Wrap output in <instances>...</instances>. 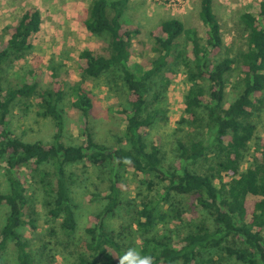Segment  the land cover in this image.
<instances>
[{
    "label": "trees",
    "instance_id": "obj_1",
    "mask_svg": "<svg viewBox=\"0 0 264 264\" xmlns=\"http://www.w3.org/2000/svg\"><path fill=\"white\" fill-rule=\"evenodd\" d=\"M126 3L92 0L83 24L89 33L106 41L79 53L82 80L68 91L56 75L51 86L41 87L39 75L32 69L21 83L6 80L9 65L29 54L32 38L41 29L38 9H26L4 29L7 40L0 45V165L5 164L8 188L0 193V206H7L8 212L0 228V263L12 245L18 264H36L29 239L19 231L23 226L36 227L35 217L24 218L28 204L32 210L33 200L26 188L29 183V189L39 184L47 193L45 223L51 225L59 219L64 234L75 231L67 166L87 160L108 174V193L91 195L102 197L105 203L89 217L88 240L75 264H118L119 256L130 246L150 255L153 264H221L225 258L235 264H264V129L255 141L250 162L243 167L257 129L254 116L264 105V0L256 15H240L246 42L233 56L216 59L224 47L221 24L213 0H201L204 36L176 18L165 19L150 32L153 55L149 67L135 69L128 61L132 39L140 29L122 20ZM175 66L183 67L191 84L183 98L188 117L180 120L191 129L176 138L173 164L166 166L160 138L150 144L147 135L157 122L166 120L163 93L170 82L168 73ZM236 72V95L226 104L229 79ZM105 75L114 81L118 78L125 95V104L118 109L124 129L114 144L96 137L91 91L83 83ZM66 96L74 98L72 106L80 112L84 144L61 140ZM21 104L26 108L34 104L38 116L53 122L52 141L13 135L9 129L12 114ZM126 167L141 173V183L152 191L142 195L136 205L124 198L120 179ZM189 195L203 212L200 217L183 209L182 197ZM118 211L129 212V223L117 230L107 228L106 218Z\"/></svg>",
    "mask_w": 264,
    "mask_h": 264
},
{
    "label": "rangeland",
    "instance_id": "obj_2",
    "mask_svg": "<svg viewBox=\"0 0 264 264\" xmlns=\"http://www.w3.org/2000/svg\"><path fill=\"white\" fill-rule=\"evenodd\" d=\"M261 1L213 0V11L221 24L224 40V47L216 59L226 55L233 56L238 49L244 47L246 33L240 15L245 12L256 15ZM91 2L92 0H0V45L7 40V35L4 33L5 27L15 23L26 9L30 7L38 9L42 19L40 31L32 38L33 46L29 54L24 59L14 60L9 65L6 80L10 84L21 83L25 81L27 70L32 69L39 75L41 87L51 86L54 75L59 78L66 91L69 86L81 81L79 53L85 48H97L101 45L100 40L106 41L105 38L89 33L83 24ZM200 3L201 0H127L122 20L140 29V33L132 39L129 67L132 69L139 65L144 68L149 67V59L153 55L150 52L152 44L150 32L165 19L176 18L182 21L185 27L194 28L200 36H204L205 26L199 17ZM172 70L168 73L170 82L163 93L162 100L166 120L157 122L147 135L150 144H156L157 138H160L164 153L163 163L166 166L173 164L176 138L182 137L185 131L191 129L180 123L182 117H188L184 112L183 98L191 84L187 81L182 66H175ZM237 76V72L233 73L229 79L226 104L236 95L233 85ZM83 83L91 91L93 103L91 122L94 131L97 132L96 137L107 144L116 143L124 129L123 116L118 112V109L125 104L121 81L118 78L114 81L110 75H105L100 79H86ZM73 99L66 96L62 102L64 129L61 140L66 144L80 145L85 143V137L80 131L82 123L80 112L72 106ZM262 107L263 109L254 116L257 129L254 139L249 143L244 168L254 154L255 141L263 135L264 105ZM9 129L14 136L25 140L45 142L53 140V122L49 118L38 116L34 104L27 108L21 104L15 108ZM67 169L71 173L70 196L77 221L76 229L70 235L61 231L59 219L51 225L45 223L44 201L47 199V193L41 189V185L34 184L30 189V183L26 185L28 195L33 201L30 203L32 210L28 208L29 204L25 208L24 218L29 220V217H35L36 227L30 229L23 226L19 231L24 238L29 239L36 264H75L78 253L84 249L85 242L88 240L86 228L92 225L89 217L98 213L105 203L102 197L94 198L91 195L100 193L102 196L108 193L107 173L102 172L100 167L92 165L87 160L80 164L68 165ZM120 180L124 198L130 200L132 204H138L144 195L147 193L149 195L150 191H147L146 185L141 183L142 174L133 168L126 167ZM7 188L8 173H6L5 164H2L0 165V193L6 192ZM182 201L183 209L187 213H193L197 217L203 213L196 207L194 196H183ZM7 212V206H0V228ZM127 213L129 214L128 211H118L106 218V227L117 230L122 225L126 226L129 223L126 218ZM159 230L163 232V225L159 226ZM0 264H18L14 246L8 247ZM221 264L235 263L225 258Z\"/></svg>",
    "mask_w": 264,
    "mask_h": 264
},
{
    "label": "clouds",
    "instance_id": "obj_3",
    "mask_svg": "<svg viewBox=\"0 0 264 264\" xmlns=\"http://www.w3.org/2000/svg\"><path fill=\"white\" fill-rule=\"evenodd\" d=\"M118 264H153V258L142 254L137 247L130 246L119 256Z\"/></svg>",
    "mask_w": 264,
    "mask_h": 264
}]
</instances>
